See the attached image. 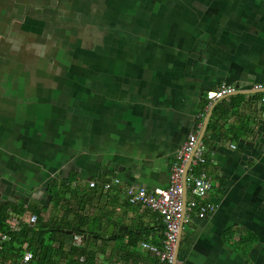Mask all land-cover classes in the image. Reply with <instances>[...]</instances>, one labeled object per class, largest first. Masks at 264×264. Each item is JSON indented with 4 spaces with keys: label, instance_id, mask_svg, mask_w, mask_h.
I'll use <instances>...</instances> for the list:
<instances>
[{
    "label": "crops",
    "instance_id": "0c3cea01",
    "mask_svg": "<svg viewBox=\"0 0 264 264\" xmlns=\"http://www.w3.org/2000/svg\"><path fill=\"white\" fill-rule=\"evenodd\" d=\"M259 82L264 0H0V203L38 204L48 222L47 184L70 172L166 188L177 152L196 133L208 147L202 168L215 208L182 227L178 259L264 264ZM222 83L236 93L208 100ZM223 107L225 116L215 114ZM215 120L218 130L209 128ZM123 217L119 225L133 221L161 244L159 214L136 206ZM110 226L102 222V231Z\"/></svg>",
    "mask_w": 264,
    "mask_h": 264
},
{
    "label": "trees",
    "instance_id": "16d2710c",
    "mask_svg": "<svg viewBox=\"0 0 264 264\" xmlns=\"http://www.w3.org/2000/svg\"><path fill=\"white\" fill-rule=\"evenodd\" d=\"M241 96L237 95L236 97ZM216 112L219 116L227 114L224 107L220 111L215 110V114ZM217 123L218 120L211 122L209 128L218 130ZM233 130L234 127L230 129V131ZM78 177V174L70 172L67 176H61L48 182L47 193L52 202V212L51 218H48L47 221L51 225L61 223L76 227L74 234L84 236L96 232L100 222H103V226L104 224L110 226L113 220L123 221V215L127 214L129 209L141 206L122 200L120 195L106 192L102 187L103 180L99 181L98 186L92 187L89 181L79 180ZM119 208L123 212L116 216V211ZM44 209L38 204L31 203L27 206L23 202L0 203V233H7L11 237L4 243V248L1 251L2 260L19 256L21 247L26 244L35 253L38 264H61L62 260L65 261V264H107V260L108 264H111V261L116 264L121 261L127 264H160V259L154 252L139 251L143 240L158 243L149 238L146 227L131 221L129 226L136 229L124 231L123 237L120 234L111 237H93L88 246L84 240L83 245H71L66 249L64 239L74 234H66L60 229L46 230L43 226ZM57 210L62 212L59 218L52 216ZM32 213H37L39 216L35 225L22 223L19 231L11 230V216H24ZM162 224H164L163 221ZM252 239V235L247 236L241 242L246 243L248 240L252 242ZM109 242H113V245L110 246ZM241 248L246 249L244 246ZM108 251L109 255L101 260L100 255L104 256Z\"/></svg>",
    "mask_w": 264,
    "mask_h": 264
},
{
    "label": "built area",
    "instance_id": "2783aa9c",
    "mask_svg": "<svg viewBox=\"0 0 264 264\" xmlns=\"http://www.w3.org/2000/svg\"><path fill=\"white\" fill-rule=\"evenodd\" d=\"M253 89L264 91V82L254 84ZM237 91L235 85L222 83L207 94L208 100L222 99ZM264 101V97L262 98ZM233 147H236L234 144ZM208 147L199 140L196 133L188 136L183 146L177 152L171 166L170 183L166 188L150 191L143 187L125 185L120 177H112L103 181L102 187L113 195L123 196L130 204H139L157 212L164 223L161 244L142 241L144 249L154 252L160 259V264H182L177 257L179 235L182 227L190 223L194 216L206 217L215 206L207 201L213 189L211 174L202 168L208 161ZM186 175V180H185ZM185 181L187 186H185ZM97 180H91L92 187L98 186ZM187 187L186 201L184 198ZM39 219L37 213L10 217V228L19 231L22 223L35 225ZM11 237L7 233H0V264H38L35 253L25 244L21 247L20 255L5 260L1 258L4 243ZM83 236L74 237V245L80 246Z\"/></svg>",
    "mask_w": 264,
    "mask_h": 264
},
{
    "label": "water",
    "instance_id": "95a60500",
    "mask_svg": "<svg viewBox=\"0 0 264 264\" xmlns=\"http://www.w3.org/2000/svg\"><path fill=\"white\" fill-rule=\"evenodd\" d=\"M236 93V92H234ZM234 93L228 95V96H231L233 95ZM226 96V97H228ZM225 98V97H224ZM185 180H186V175H185ZM185 186H187L186 184V181H185ZM186 196H187V187H185V193H184V198H185V201H186ZM119 226L118 230L119 232L121 233L123 230H134L135 228L134 227H129V226H126V225H123V224H118V222L116 220L112 221V224L109 228V230L107 232L105 231H102V222L99 223V227L97 229L96 232L94 233H88V234H85L84 237L86 238V243H87V246L90 244L91 240L93 237H111L112 235H116L117 236V233L115 234V227L116 226ZM43 226L46 228V230L48 231H52L53 229H60L61 231L65 232V233H68V234H73L74 231L76 230V227H71V226H67L66 224H56L55 226H51L50 223L48 222H45L43 223ZM125 234L122 233L121 236H124Z\"/></svg>",
    "mask_w": 264,
    "mask_h": 264
},
{
    "label": "rangeland",
    "instance_id": "374dc122",
    "mask_svg": "<svg viewBox=\"0 0 264 264\" xmlns=\"http://www.w3.org/2000/svg\"><path fill=\"white\" fill-rule=\"evenodd\" d=\"M58 129V127H50V131H49V134L51 135V136H54V134L56 133V130ZM68 130V129H67ZM69 131V130H68ZM68 146V144H65V148ZM45 212H49L50 213V211H48V210H45Z\"/></svg>",
    "mask_w": 264,
    "mask_h": 264
},
{
    "label": "bare ground",
    "instance_id": "6f19581e",
    "mask_svg": "<svg viewBox=\"0 0 264 264\" xmlns=\"http://www.w3.org/2000/svg\"><path fill=\"white\" fill-rule=\"evenodd\" d=\"M256 84V83H255ZM254 86V85H253Z\"/></svg>",
    "mask_w": 264,
    "mask_h": 264
}]
</instances>
